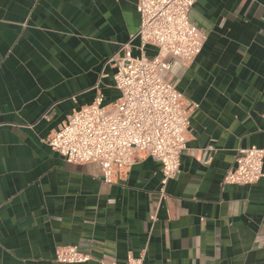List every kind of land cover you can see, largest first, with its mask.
<instances>
[{"label":"crops","instance_id":"0c3cea01","mask_svg":"<svg viewBox=\"0 0 264 264\" xmlns=\"http://www.w3.org/2000/svg\"><path fill=\"white\" fill-rule=\"evenodd\" d=\"M189 20L203 46L170 80L198 108L160 199L153 157L106 184L46 144L74 110L118 98L109 60L139 55L135 0H0V264H60L65 246L83 264H264V176L223 184L238 148H264V0H198Z\"/></svg>","mask_w":264,"mask_h":264},{"label":"built area","instance_id":"2783aa9c","mask_svg":"<svg viewBox=\"0 0 264 264\" xmlns=\"http://www.w3.org/2000/svg\"><path fill=\"white\" fill-rule=\"evenodd\" d=\"M197 1L135 0L140 25L133 39L138 40L139 55L133 56L126 44L121 47L123 56L116 53L109 60L115 68L118 98L102 105L97 96L93 103L74 110L47 137L52 151L68 164H98L106 184L137 159L153 157L161 164L159 194L165 198V186L180 173L190 115L198 108L186 103L170 80L172 61L190 63L202 49L205 37L189 20ZM147 47L155 49L152 57L145 55ZM263 163L264 148H238L223 184H256L264 176ZM54 259L60 264H83L91 256L77 246H65L56 249ZM121 264H144V258L128 253Z\"/></svg>","mask_w":264,"mask_h":264}]
</instances>
